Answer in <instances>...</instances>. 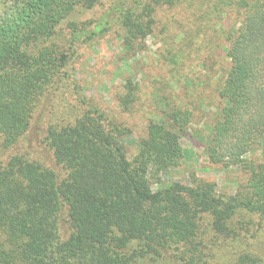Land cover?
Here are the masks:
<instances>
[{
  "label": "trees",
  "instance_id": "1",
  "mask_svg": "<svg viewBox=\"0 0 264 264\" xmlns=\"http://www.w3.org/2000/svg\"><path fill=\"white\" fill-rule=\"evenodd\" d=\"M184 3L196 31L179 34L180 51L199 59L195 70L214 72L217 63L208 66L207 58L228 65L214 83L218 104L204 153L211 166L245 176L233 195L194 174L160 186L187 157L182 141L196 130L204 101L188 108L187 90L182 101L168 88L160 121L147 122L129 159L134 132L87 98L75 77L81 50L117 28L122 55L132 59L159 16ZM99 4L0 0V264H264V0H114L97 20H71ZM222 16L238 21L228 33L219 30L225 47L214 41ZM173 54L164 84L175 89L183 76ZM191 80L190 93L206 100L211 84ZM138 93L135 82H124L123 113ZM58 95L63 103L71 96L75 108L55 109L46 125L49 162L14 152L38 109Z\"/></svg>",
  "mask_w": 264,
  "mask_h": 264
},
{
  "label": "rangeland",
  "instance_id": "2",
  "mask_svg": "<svg viewBox=\"0 0 264 264\" xmlns=\"http://www.w3.org/2000/svg\"><path fill=\"white\" fill-rule=\"evenodd\" d=\"M113 1L100 0L97 8L90 12H83L82 14L75 13L71 20L75 21V23L77 21L87 22L97 20L108 10ZM226 16H222L220 24L215 28L218 34L214 41L216 45L219 44V47H225L223 42L224 34L221 35L222 32L220 33L219 31L221 27H224L226 33L238 27L236 18L229 20V17L227 18ZM190 17H192V14L188 6L186 7V3L171 11H164L159 16L160 24L154 36L146 40L145 50L132 59H126L122 55V33L117 28H114L101 41L100 46L84 48L79 52V58L73 62L75 77L79 81L81 92L87 98L104 109L110 118L122 123L134 132L127 140L125 146L129 159L135 154L134 141L137 140L139 134H142L147 122L149 120L154 122L160 121L159 112L163 106L160 98L166 94L168 88L182 101H184L183 98L185 99L184 89L187 90V94H190L188 108H194L204 101L201 104V112L195 113V115H200V117L197 116L195 118L196 125H194L196 128L195 131L200 130V134L194 135L195 131H191L192 134H189V138L182 141L183 148L189 153L179 168L161 176L160 186H166L174 182L187 183L190 178L189 176L194 174L197 178L215 183L220 194L233 195L238 186L245 182V176L235 169L222 171L219 168L211 166L204 153V143L208 137L207 128L214 118L213 115L218 104L214 97V83L217 82L218 76L224 74L223 72L228 65L222 58L218 60L219 63L215 62L214 58H207L206 65L209 66L212 63H217L213 67L214 72L210 73L207 69H193L192 66L196 65L199 59L189 58L188 51L182 53L180 51L182 47L179 43L182 38V35H179L180 33L183 34L187 30L196 29L193 25V18ZM170 20H174V23L176 21L177 25H173L176 30L170 29L164 34L163 26L168 24ZM163 40L166 42L170 41V46L168 44H166L167 46H162ZM171 54L174 55L182 67L180 74L183 76V79H181V83L175 89L172 88V84H164L168 75L166 72V69H168V61L172 58ZM213 73L216 75L214 79H212ZM186 77V80L193 78L196 84H203L204 82L211 84L207 85V87L203 85L207 93L205 95L206 100H201L202 98L198 97L197 92L190 93L187 88L189 82L185 80ZM128 79H131L138 85L139 99L132 111L123 113L118 107L117 98L121 95L123 84ZM58 97L59 95L51 103H49V99L48 104H44L38 109L31 131L16 146L14 152L16 151V153L26 155L31 159H41L45 163L49 162L48 151L45 145L42 144V137L44 136L46 125L51 120L52 113L55 109L62 108L65 111L69 107L73 111L75 108V100L71 96H66L64 103ZM65 105L66 107H64ZM256 154L257 157L261 155L260 152ZM158 186L152 183V190L156 191Z\"/></svg>",
  "mask_w": 264,
  "mask_h": 264
}]
</instances>
